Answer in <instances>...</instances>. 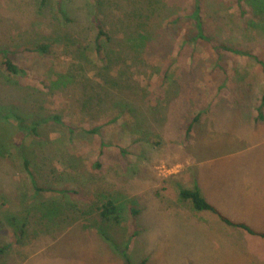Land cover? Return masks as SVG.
<instances>
[{"label": "rangeland", "instance_id": "1", "mask_svg": "<svg viewBox=\"0 0 264 264\" xmlns=\"http://www.w3.org/2000/svg\"><path fill=\"white\" fill-rule=\"evenodd\" d=\"M134 1L0 0V49L25 70L0 55V264H264L263 237L179 197L197 187L264 232V0H202L211 44L188 39L192 0H138L152 13L139 49ZM15 114L64 125L33 136Z\"/></svg>", "mask_w": 264, "mask_h": 264}, {"label": "trees", "instance_id": "2", "mask_svg": "<svg viewBox=\"0 0 264 264\" xmlns=\"http://www.w3.org/2000/svg\"><path fill=\"white\" fill-rule=\"evenodd\" d=\"M107 2V1H106ZM201 4H202V0H192V12L190 15V19L193 22V26H194V33L192 35V37H189V40H193V41H199V42H207L209 44H211V38L209 37V35H207L206 31H205V26H204V22L202 20V16H201ZM142 3L138 0L134 1V17H139L137 21V27H135V33L132 34V38L130 39L133 40L134 42V46L136 48H141L143 47V45L146 43L147 40H149L151 38V32L146 29V27L149 26L150 24V17L152 15V13H146L143 12L144 11H149V9H143L142 7ZM132 14V10H128L125 13V17H127L128 19L131 18ZM179 17H176L174 20H171L173 24L177 23L179 21ZM96 35L94 38V45H95V54L97 56H99V59L104 61L107 59H110V55L109 54H104L105 57H102L103 51H105V49L102 48V43L100 42V38L102 37H108V39L110 40V36H112L111 32L105 31L103 30L102 26L100 24H97L96 26ZM191 38V39H190ZM188 41V40H185ZM132 42V41H131ZM48 46L45 44H41L38 45L37 47L34 48L35 51H39L41 53H47ZM213 48H217V46H213ZM222 48L226 49L227 51H231L232 50L226 46H222ZM237 53H241V51L237 50ZM242 54H245L244 52H242ZM0 55H2L4 57V60L2 62V67L5 69V72L8 75H16V76H21V75H25V70L19 66H17L15 63L12 62L11 59H9L7 57V50L6 49H0ZM102 57V58H101ZM71 82L73 81V76H71ZM65 84L66 80H63L61 78H59L57 80V83L55 84ZM264 100V97H263ZM7 117V116H6ZM15 120H18L20 122V127L22 128V130H28V134L33 136H38V132L37 129L41 124H46L49 120H52L54 124L56 125H64V123H62L61 118L56 115V116H47L45 120H40V119H35L33 120L30 125H23V119L21 118V116L19 115H14L13 116ZM197 120V117L195 116L193 118V122ZM192 122V121H191ZM192 122V123H193ZM190 123V125L192 124ZM104 124L100 123V124H96L94 126H92L89 129H85L84 131L87 133H90L92 135L94 134H98L100 132V129L103 127ZM189 125V127H190ZM71 131V130H70ZM32 132V133H31ZM27 134V133H26ZM105 142L101 141L100 142V147L103 148L105 147ZM24 165H25V170L27 172H29L28 174H30V170L28 171V161L27 159L23 160ZM95 167H99L100 164L98 162L95 163L94 165ZM31 175V174H30ZM35 189L36 190H42L41 188L37 187V185L35 184ZM179 197L181 200L183 201H187L190 203L191 208L194 211H210L212 213H215L218 215V217L220 218L221 221H223L225 224L233 226V227H238L239 229H243L246 232H248L251 235H256L259 237H263L264 238V232H257L255 230H253L251 227H249L246 223L244 222H236L231 220L230 218H228L227 216L223 215L222 213H220L211 203H209L199 192L198 188H193V189H185V188H181L179 189ZM118 211V207L116 206V204L108 199L105 203H103L102 207L100 208V214L102 215L103 218L108 219L110 217H112V215H115ZM3 253V248H0V255ZM124 260L126 264H132L130 259L128 258V256L126 254H124Z\"/></svg>", "mask_w": 264, "mask_h": 264}, {"label": "crops", "instance_id": "3", "mask_svg": "<svg viewBox=\"0 0 264 264\" xmlns=\"http://www.w3.org/2000/svg\"><path fill=\"white\" fill-rule=\"evenodd\" d=\"M256 201L259 202V209L257 210V213H258L259 217L261 218V220L263 221V224H264V198L259 200V196H257Z\"/></svg>", "mask_w": 264, "mask_h": 264}]
</instances>
